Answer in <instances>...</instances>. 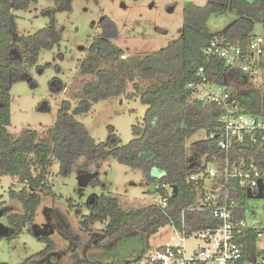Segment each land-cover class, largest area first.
I'll return each mask as SVG.
<instances>
[{
	"label": "trees",
	"instance_id": "1",
	"mask_svg": "<svg viewBox=\"0 0 264 264\" xmlns=\"http://www.w3.org/2000/svg\"><path fill=\"white\" fill-rule=\"evenodd\" d=\"M36 1L0 0V178H17L19 188L10 185L8 196L11 203L21 208L20 213L7 216V239L17 238L25 229L31 233L43 199H55L48 183L53 159L59 164V174L65 177L80 161L89 166L97 165L110 156L117 163L141 172L146 182L153 185L157 198L165 196L161 186L176 187V195L172 193L167 197L166 208L152 203L135 211H125L120 208L118 199L109 195L98 196L93 206L88 205L90 213L82 217L83 227L90 231L94 224L106 222L105 238L123 241L132 236L137 248L135 261L148 251L150 238L161 228L169 225L180 228L181 210L191 206L196 196L197 183L189 178L204 172L213 158H223L215 141L210 139L218 126L221 111L216 105L196 99L194 90L188 87L200 82L199 69H203L208 84L226 87L243 113L264 118V92L256 88L240 69L227 65L220 57L205 54V49L213 42L220 46H238L245 52L249 44L260 37L252 34L254 24H260L264 31V0H210L204 7L187 5L176 40L158 51L132 54L122 60L124 50L110 42L117 33L115 25L107 19L102 20L99 25L103 29L106 23L107 27L102 30L101 37L93 39L84 49L88 55L80 65V72L95 76L96 84L83 87L81 101L73 111L69 102L62 104L55 127L48 129L47 137L42 139L32 130H24L17 137L8 132L10 89L14 83L26 79L27 70L36 64L42 49L58 47L60 38L55 15L70 12L73 0H47L54 5V9L42 12L49 19L48 25L34 36L20 37L13 11L24 10ZM227 7H231L238 17L222 35L214 36L209 32L207 22ZM260 65L264 70V53ZM130 81L133 91L127 92L126 85ZM113 96L138 99L147 108L141 123L132 127L133 139L123 146H119L114 134L105 144L96 143L75 119L89 111L92 104ZM200 131L205 132L204 138L186 146L191 134ZM188 148L191 149L189 153ZM240 159L264 170V149L259 143L246 140L235 146L231 151L230 166ZM204 179L203 176L198 187L203 186ZM229 190L230 198L236 199L240 208H245L244 193ZM213 221L204 211L187 213L184 218L187 231L205 228ZM38 241L46 247L21 264L44 259L52 253L53 245L49 239L43 237ZM71 256L73 264H94L76 253ZM113 260L108 264L133 262Z\"/></svg>",
	"mask_w": 264,
	"mask_h": 264
},
{
	"label": "rangeland",
	"instance_id": "2",
	"mask_svg": "<svg viewBox=\"0 0 264 264\" xmlns=\"http://www.w3.org/2000/svg\"><path fill=\"white\" fill-rule=\"evenodd\" d=\"M209 2L73 0L70 12L55 15V26L60 38L58 47L42 49L36 64L27 70L26 79L11 86V123L8 132L17 137L24 130H32L38 133L39 138H46L48 129H53L57 123L62 104L69 102L72 111L78 106L83 87L96 84L95 76L80 72V65L88 55L84 49L93 39L101 37L102 30L107 27L106 23L103 29L99 25L102 20L107 19L115 25L117 33L110 42L123 49L124 59H128L132 54L158 51L176 40L183 25L184 8L187 5L204 7ZM49 8L54 9L53 3L37 0L36 4L24 10L13 11L18 35L31 37L44 29L49 19L42 12ZM237 17L231 7L223 9L209 18V32L214 36L222 35ZM252 34L264 37L262 26L255 23ZM132 83H127V92L133 91ZM146 110L138 99L127 100L123 96H113L92 104L89 111L75 116V119L96 143L105 144L114 134L119 146H123L133 139L132 127L141 123ZM204 136L203 131L192 133L185 144L189 146ZM190 151L188 148L187 152ZM83 171L86 172L81 174ZM95 180L98 183L94 184ZM48 183L55 199H43L37 210L34 228H30L35 237L26 229L11 241L0 236V262L21 264L46 247L38 241L43 237L51 241L52 253L28 264H73L71 255L75 253L94 264H108L113 258L128 263L133 261L137 248L132 236H127L123 241L107 239L103 234L106 222L96 223L87 231L82 225V217L90 213V198L101 195L117 198L120 208L125 211H135L154 203L157 199L154 187L146 182L141 172L121 165L108 156L97 165L89 166L80 161L72 173L64 177L59 174V164L53 159ZM10 185L19 188L17 178H0V224L8 229L7 216L21 212L20 206L11 203L9 199ZM250 205L260 214V201H251ZM171 236L168 227L161 228L150 238V244L170 242Z\"/></svg>",
	"mask_w": 264,
	"mask_h": 264
},
{
	"label": "built area",
	"instance_id": "3",
	"mask_svg": "<svg viewBox=\"0 0 264 264\" xmlns=\"http://www.w3.org/2000/svg\"><path fill=\"white\" fill-rule=\"evenodd\" d=\"M263 45L264 38L257 37L243 52L238 46H220L213 42L205 49V54L220 57L227 65L240 69L256 88L264 92V70L260 65ZM197 77L200 82L188 86L194 90L196 99L216 105L221 111L218 126L210 139L215 141L223 158H213L204 172L189 178L197 183L195 200L181 210L180 228L167 226L172 234L170 242L150 245L148 251L132 264H264V191L260 199L247 197L248 190L253 197L257 195L259 182L264 186V170L241 159L230 166L231 151L244 141L259 143L264 149V118L243 113L226 87L207 83L202 68ZM203 176V186L198 187ZM161 188L165 196L157 198L154 204L166 208L167 197L173 191L168 186ZM229 188L244 193L245 208H240L238 201L230 198ZM251 201L261 202L260 214L250 205ZM203 211L214 219L213 223L187 231L186 214Z\"/></svg>",
	"mask_w": 264,
	"mask_h": 264
},
{
	"label": "water",
	"instance_id": "4",
	"mask_svg": "<svg viewBox=\"0 0 264 264\" xmlns=\"http://www.w3.org/2000/svg\"><path fill=\"white\" fill-rule=\"evenodd\" d=\"M172 191H173V195L175 196L176 195V187L175 186L172 188ZM263 191H264V186H263V184L261 182H259L257 195L255 197H253L252 193L248 190L247 191V197L249 199H251V198L260 199L263 196ZM94 203H95V198L91 197L89 202H88V205L91 207V206L94 205ZM0 216H1V213H0ZM0 236H4V237H8L9 236V229L7 227H5V226H2L1 224H0Z\"/></svg>",
	"mask_w": 264,
	"mask_h": 264
}]
</instances>
